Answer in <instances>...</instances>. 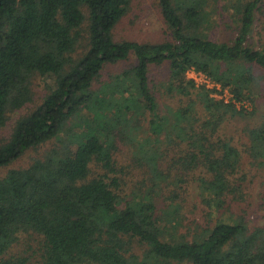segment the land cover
Segmentation results:
<instances>
[{
  "label": "trees",
  "instance_id": "1",
  "mask_svg": "<svg viewBox=\"0 0 264 264\" xmlns=\"http://www.w3.org/2000/svg\"><path fill=\"white\" fill-rule=\"evenodd\" d=\"M237 1L232 43L205 32L204 0H159L172 39L141 44L113 36L132 0H0V130L10 110L32 102L34 76L54 80L10 140L0 142V170L29 149L55 139L64 144L0 179V264H31L4 257L23 234L40 237L38 264H264V227L250 228L233 212L245 202V155L264 177V125L244 130L248 143L220 133L226 117L242 113L186 78L195 67L245 100L254 69L264 72V35L261 45L256 41L264 0ZM131 56L130 71L93 89L108 64ZM166 63L168 94L196 96L210 115L204 123L192 113L194 100L159 115L148 72ZM147 118L149 133L137 142ZM125 141L137 163L128 173L116 158ZM171 151L178 159L164 167ZM194 188L207 212L204 224L188 227L182 203Z\"/></svg>",
  "mask_w": 264,
  "mask_h": 264
},
{
  "label": "rangeland",
  "instance_id": "2",
  "mask_svg": "<svg viewBox=\"0 0 264 264\" xmlns=\"http://www.w3.org/2000/svg\"><path fill=\"white\" fill-rule=\"evenodd\" d=\"M246 1V0H245ZM205 11L208 14V26L205 32L208 33L211 40L219 43H232L236 38L238 18L236 17L235 4L237 0H204ZM258 31L260 36L256 38V41L261 45L260 38L264 35V9L260 15V21L258 25ZM114 40L116 42L131 41L141 44L151 43H163L170 41L171 34L163 19L159 0H132L130 10L128 14L116 25L113 31ZM136 65V59L131 56L129 60L118 62L116 64H108L101 72L100 78L94 83L93 89L97 90L104 83L115 82L118 75L130 71ZM255 82L251 87V91L246 93L245 100L251 103L252 109L250 111L239 110L235 107L236 112L242 113L235 117H226L223 124V130L220 133H228L230 136L244 137V142L248 143V139L244 134L246 129L259 128L264 125V72L254 69ZM150 87L156 94L158 113L160 116H169V110L174 112L179 109H186L189 107L190 102L194 100L195 108L192 112L197 114L200 121L204 123L205 119H208L210 115L204 111L201 104L193 95L191 98H184L182 101L179 98L171 97L167 92V86L169 84L170 70L169 64H163L161 66L152 65L148 72ZM31 89L33 92V100L31 103L25 105L19 110H10L7 113L6 125L0 130V142L6 143L10 140L14 128L17 122L33 112L45 98L48 93L47 86L53 85L54 80L50 78H43L40 75H36L32 78ZM130 85V82H128ZM202 91L204 88H198ZM129 96V95H128ZM111 97V96H110ZM130 97V96H129ZM211 97V94H210ZM212 98V97H211ZM216 101V100H215ZM196 109V111H195ZM233 111V110H231ZM201 113V115H199ZM84 114H87L85 111ZM90 114V113H89ZM149 118V117H148ZM142 119V129L137 132L140 135L137 137L138 141L145 139L147 133H149V119ZM80 133V128L74 130ZM65 143L67 142L66 135H62ZM237 146L242 152L244 147L238 143ZM64 144L60 140H53L37 148L29 149L20 159L12 163L7 168L0 170V179H2L9 170L13 169H25L33 164L36 160L42 159L48 153L54 149H62ZM137 151V150H136ZM135 148L128 144L120 142V147L116 153V158L120 168L127 172V166L135 164L134 159ZM178 159V152L171 151L167 153V157L164 159L163 165L168 163L171 165L172 161ZM246 165L247 180L244 182L245 202L234 206V214H240L246 217L247 224L250 228L264 227V177L257 171L251 169L249 160L246 158L242 161ZM137 166V163L135 164ZM163 167V168H164ZM99 168L94 165V170ZM177 172H173L176 174ZM198 174H200L198 172ZM203 175V174H202ZM264 175V174H263ZM126 180L135 181L138 177L125 175ZM177 179V176L172 180ZM193 180V177L191 178ZM192 194L189 200H185L182 204V214L185 218V225L193 227L197 223L204 224L205 215L207 209L201 203V198L198 196V189H192ZM240 206V207H239ZM242 206V207H241ZM238 211V212H237ZM224 213V212H223ZM181 231L185 232L186 228L183 226ZM43 245L41 239L37 235L23 234L20 236L19 241L10 249L9 253L5 255L9 258H30L31 264H38L41 261ZM145 248L135 246V253L139 254L145 252Z\"/></svg>",
  "mask_w": 264,
  "mask_h": 264
},
{
  "label": "built area",
  "instance_id": "3",
  "mask_svg": "<svg viewBox=\"0 0 264 264\" xmlns=\"http://www.w3.org/2000/svg\"><path fill=\"white\" fill-rule=\"evenodd\" d=\"M186 78L192 81L196 87L209 91L211 97L217 102L231 105L239 110L250 111L252 109L249 101L237 99L229 87H225L222 83L212 79L208 74L195 67L188 69Z\"/></svg>",
  "mask_w": 264,
  "mask_h": 264
}]
</instances>
